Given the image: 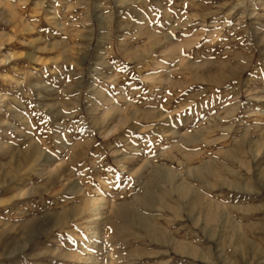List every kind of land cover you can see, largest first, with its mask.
Here are the masks:
<instances>
[{
  "label": "rangeland",
  "instance_id": "374dc122",
  "mask_svg": "<svg viewBox=\"0 0 264 264\" xmlns=\"http://www.w3.org/2000/svg\"><path fill=\"white\" fill-rule=\"evenodd\" d=\"M0 264H264V0H0Z\"/></svg>",
  "mask_w": 264,
  "mask_h": 264
},
{
  "label": "bare ground",
  "instance_id": "6f19581e",
  "mask_svg": "<svg viewBox=\"0 0 264 264\" xmlns=\"http://www.w3.org/2000/svg\"><path fill=\"white\" fill-rule=\"evenodd\" d=\"M99 18V17H98ZM103 19V18H102Z\"/></svg>",
  "mask_w": 264,
  "mask_h": 264
}]
</instances>
